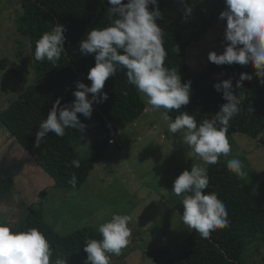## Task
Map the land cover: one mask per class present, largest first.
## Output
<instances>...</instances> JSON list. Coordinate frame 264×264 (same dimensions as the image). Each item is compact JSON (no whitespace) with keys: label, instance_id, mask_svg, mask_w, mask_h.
Masks as SVG:
<instances>
[{"label":"trees","instance_id":"16d2710c","mask_svg":"<svg viewBox=\"0 0 264 264\" xmlns=\"http://www.w3.org/2000/svg\"><path fill=\"white\" fill-rule=\"evenodd\" d=\"M158 2L163 18L158 19L157 23L165 32L164 46L168 53L166 66L179 70L182 83L192 82L190 103L179 111L195 116L198 123L211 118L227 102L222 98L223 93L215 90L214 84L232 79L235 88L240 74L247 73L253 79L245 82L243 89H236V94L242 91L245 98L239 115L231 120L226 135L228 139L237 134L261 139L264 136V84L256 77L255 69L251 65L217 66L211 63L196 76L187 65L183 37L170 17L165 1ZM217 3L219 10H222L224 0H217ZM20 5L22 15L19 32L29 40L35 79L32 86L0 111V123L52 179L57 189L74 192L88 181L96 163L105 157L111 144L115 143L116 135L144 115L146 102L135 86L127 82L125 73L118 71L117 76L109 77L105 82L103 91L108 93L109 99L94 104L90 119L78 114L81 122L87 125L85 132L67 129L63 138L49 133L40 148L35 147L39 124L47 118L55 101L63 98L61 106L72 103L78 81L91 86L87 74L95 66V58L94 55H83L79 50V42L89 30L109 25L107 10L111 5L107 0H20ZM213 20L215 17L203 25L202 34L207 31V27H212ZM56 23L67 28L66 54L53 67L46 60L36 61L34 56L36 42ZM195 38L197 36L192 37ZM91 96L89 94V99ZM179 114L177 110L169 112L173 119ZM91 135L97 140L87 152L84 146ZM77 158L80 160L79 168L71 166V161ZM225 158L222 154L217 164L207 166L210 186L205 194L215 192L226 204L228 225L213 230L207 239L193 229L179 252L164 246L152 253L156 260L167 259V264H253L247 258L249 249L258 242L264 246V200L243 178L228 170ZM73 174L78 180L75 188L68 183ZM12 186V181L0 173V201L8 196ZM182 198L176 204L181 217ZM33 227L49 240L54 250L52 264L57 259L66 260L67 264H80L87 256L83 251L86 239H102L99 230L92 226L60 234L34 211H30L12 230L23 231Z\"/></svg>","mask_w":264,"mask_h":264},{"label":"clouds","instance_id":"9594fccd","mask_svg":"<svg viewBox=\"0 0 264 264\" xmlns=\"http://www.w3.org/2000/svg\"><path fill=\"white\" fill-rule=\"evenodd\" d=\"M111 5L107 13L108 26L97 27L87 32L79 42V50L85 55H94L95 66L87 79L91 86L77 82L73 92L75 100L61 106L59 98L55 101L46 119L39 124L35 147L40 148L49 133L63 138L67 129L85 132L87 125L82 123L78 114L91 118L94 104L109 99L104 92L109 77L123 71L127 82L146 98L153 111H162V119L168 122L170 134L182 133L183 143L190 148L188 157H198L202 164L193 165L191 171L185 170L173 183L172 193L183 195L182 221L189 229H194L202 238L207 239L217 228L228 225V210L215 192L205 190L210 186L207 165H215L221 155L227 156L231 146L227 131L231 120L239 115L245 82L253 77L241 73L233 87L232 79L215 83L217 92L223 93L227 101L220 106L219 112L209 119L197 122L195 116L179 111L190 103L191 81L182 83L176 67L166 66L168 53L164 46L165 32L157 20L163 18L158 0H107ZM185 3V18L192 15L193 9ZM226 8L220 13V20L226 21L223 52L212 51L208 60L217 66L251 65L255 75L264 84V0H224ZM150 6H152L150 8ZM67 28L59 23L50 31L43 33L36 42L35 60L48 61L56 67L63 54ZM89 94H92L89 99ZM177 110L180 114L174 119L169 112ZM71 166L80 167V160L73 159ZM227 168L237 176L247 175L243 163L238 158L227 161ZM73 174L68 181L73 188L77 185ZM131 217L113 214L111 220L99 226L102 239H86L83 251L87 254L84 264H110L112 254L119 256L129 244L132 235L129 228ZM53 249L46 236L37 228L13 231L5 220H0V264H52ZM55 264H67L57 259Z\"/></svg>","mask_w":264,"mask_h":264},{"label":"rangeland","instance_id":"374dc122","mask_svg":"<svg viewBox=\"0 0 264 264\" xmlns=\"http://www.w3.org/2000/svg\"><path fill=\"white\" fill-rule=\"evenodd\" d=\"M164 1L183 37L187 65L198 76L211 64L210 52H223L226 21L219 17L226 5L223 3L219 10L217 0H186L193 12L185 18L182 0ZM21 15L20 0H0V111L34 84L30 43L19 32ZM212 17V27L202 34L203 25ZM193 36L197 38L192 39ZM135 123L141 124L135 127ZM89 138L84 146L87 152L97 140L92 135ZM116 140L117 145L96 163L88 181L74 192H65L54 186L52 179L0 123V173L13 183L8 196L0 201V220L15 227L34 211L58 233L69 234L86 226L99 229L113 214L128 215L132 232L129 244L119 256H110V264H167V259L156 260L152 253L164 246L179 252L193 231L183 224L176 210L183 195L172 193L173 183L186 165L191 166L186 169L191 171L193 165L200 166L202 161L188 157L191 150L183 143L182 133L170 134L162 111L152 108L117 134ZM228 140L231 151L226 162L234 157L240 159L247 173L241 178L264 200V136L255 140L237 134ZM160 171L165 172V181ZM247 258L253 264H264L263 244L258 242L251 247Z\"/></svg>","mask_w":264,"mask_h":264},{"label":"crops","instance_id":"0c3cea01","mask_svg":"<svg viewBox=\"0 0 264 264\" xmlns=\"http://www.w3.org/2000/svg\"><path fill=\"white\" fill-rule=\"evenodd\" d=\"M145 102H146V107H147V108H146L144 114H147V113L150 112L151 107H150V105L147 104V101H146V100H145ZM142 117H143V116H142ZM140 124H141V123H135L134 125H135V127H138V126H140ZM163 137H164V136L161 135V140L163 139ZM116 145H117V140H116V138H115V143H114V144H111V146L113 147V146H116ZM122 149H123L122 146L119 144V145H118V150L121 152ZM110 150H111V149H110ZM201 164H202V162L200 163V165H201ZM188 168H191V166H190L189 164L185 166V170L188 169ZM165 171H166V170H165ZM164 174H165V172L160 171L161 179H162L163 181H165V179H166V178L164 177ZM166 175H167V176H170V179H171V180H174V179H173V176H172L171 174H169V173L167 174V171H166ZM171 180H168V179H167L166 181H167V182H171ZM166 191L169 192V189L167 190V188H166ZM169 193H170V192H169ZM162 197H164V196H162Z\"/></svg>","mask_w":264,"mask_h":264},{"label":"built area","instance_id":"2783aa9c","mask_svg":"<svg viewBox=\"0 0 264 264\" xmlns=\"http://www.w3.org/2000/svg\"><path fill=\"white\" fill-rule=\"evenodd\" d=\"M111 143H113V141H111Z\"/></svg>","mask_w":264,"mask_h":264}]
</instances>
